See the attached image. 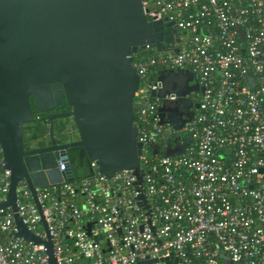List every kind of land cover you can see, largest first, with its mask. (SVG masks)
<instances>
[{"label":"built area","instance_id":"1","mask_svg":"<svg viewBox=\"0 0 264 264\" xmlns=\"http://www.w3.org/2000/svg\"><path fill=\"white\" fill-rule=\"evenodd\" d=\"M141 1L149 22L178 31L177 53L146 45L132 55L141 78L133 125L142 184L133 170L106 178L90 162L93 174L75 184L36 188L57 264H227L221 253L231 264H264V0ZM177 69L202 88L193 118L179 130L160 124L151 96L160 83L150 78ZM187 139L180 155L153 151ZM57 168L63 173L67 163L59 160ZM9 187V173L0 171V203ZM17 200L27 229L46 240L23 179ZM16 231L10 208L5 215L0 209L1 264H48L43 244L14 237Z\"/></svg>","mask_w":264,"mask_h":264},{"label":"water","instance_id":"2","mask_svg":"<svg viewBox=\"0 0 264 264\" xmlns=\"http://www.w3.org/2000/svg\"><path fill=\"white\" fill-rule=\"evenodd\" d=\"M175 36L178 31L172 23L147 20L141 0H0V171H7L10 180L0 209L5 215L10 208L17 230L14 237L43 244L48 264L57 261L36 188L74 180L69 149L94 162L96 172L106 178L133 170L135 184H142V144L133 125L141 78L132 55L146 45L159 53H177L172 47ZM157 81L160 89L151 96L159 104L160 124L179 130L193 118L191 96L202 88L192 73L181 69L160 71ZM30 99L40 113L65 100L71 111L47 120L52 125L54 119L70 118L77 139L58 145L54 139L47 142L30 135L24 146V125L34 121ZM171 109L178 112V122L167 117ZM186 141L174 149L169 143L163 151L157 147L153 151L167 157L180 155L190 143ZM59 160L67 163L63 173L57 168ZM22 179L41 216L46 240L34 236L18 214L17 186ZM140 191L139 204L147 209ZM87 235L91 236L90 225ZM93 238L103 243L100 237ZM220 257L231 264L226 253Z\"/></svg>","mask_w":264,"mask_h":264},{"label":"flooded vegetation","instance_id":"3","mask_svg":"<svg viewBox=\"0 0 264 264\" xmlns=\"http://www.w3.org/2000/svg\"><path fill=\"white\" fill-rule=\"evenodd\" d=\"M198 94H193L191 96L193 100V108L191 109L192 115L195 114V109L198 105ZM31 106L33 109V115H34V121L25 124L24 125V146L27 147L28 145V136L29 132H34L32 135L34 136H42L46 138L47 142H50L51 139H54L58 145L70 143L74 140L77 139L76 135V130L75 127L72 123V120L70 118H59V119H54L52 120V125L47 120L48 116H53V115H59V114H66L71 111V107L67 105L65 100L62 101V104L56 106L53 110L46 112V113H40L38 112L34 106H33V101L30 99ZM48 103H46L47 105ZM178 112L176 110H170L168 112V118L169 120L178 122L179 117H178ZM65 121L67 123H65ZM60 127V130L56 129V127ZM57 127V128H58ZM52 130V132H51ZM72 137V139L70 138ZM73 149L68 150V156L70 158V151Z\"/></svg>","mask_w":264,"mask_h":264},{"label":"trees","instance_id":"4","mask_svg":"<svg viewBox=\"0 0 264 264\" xmlns=\"http://www.w3.org/2000/svg\"><path fill=\"white\" fill-rule=\"evenodd\" d=\"M158 72H160V70H157L156 73L151 74L150 78L152 80H156L157 76H158ZM65 123H67L65 121ZM58 127V126H57ZM56 129L60 130V127H58ZM61 131V130H60ZM34 132H29V136L32 135ZM28 136V138H29ZM72 139V137H70ZM70 160L72 163V169H73V173H74V181H72V184L77 183L81 178L83 177H87V176H91L93 174V170L91 167V163L86 159H81L78 157V152L75 150H71L70 151ZM78 170H81L83 172V174H79Z\"/></svg>","mask_w":264,"mask_h":264},{"label":"crops","instance_id":"5","mask_svg":"<svg viewBox=\"0 0 264 264\" xmlns=\"http://www.w3.org/2000/svg\"><path fill=\"white\" fill-rule=\"evenodd\" d=\"M78 173H79V174H83V172H82L81 170H78Z\"/></svg>","mask_w":264,"mask_h":264}]
</instances>
